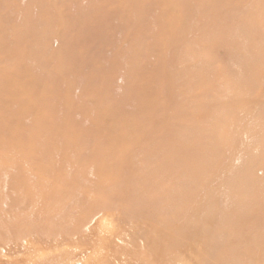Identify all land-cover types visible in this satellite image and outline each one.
Here are the masks:
<instances>
[{"label":"rangeland","instance_id":"obj_1","mask_svg":"<svg viewBox=\"0 0 264 264\" xmlns=\"http://www.w3.org/2000/svg\"><path fill=\"white\" fill-rule=\"evenodd\" d=\"M0 264H264V0H0Z\"/></svg>","mask_w":264,"mask_h":264},{"label":"bare ground","instance_id":"obj_2","mask_svg":"<svg viewBox=\"0 0 264 264\" xmlns=\"http://www.w3.org/2000/svg\"><path fill=\"white\" fill-rule=\"evenodd\" d=\"M244 42V40H243ZM240 45H238L236 48H237V51L239 49ZM240 50V49H239ZM243 50V49H242ZM239 56V54H238ZM243 56V54H242ZM242 56H240L241 58H243ZM246 59V58H245ZM243 61V60H242ZM251 68L250 66H246L243 62L241 63V65L239 64L238 66V69L236 71V73L240 74V75H248L250 74L251 72ZM239 75V76H240ZM258 120H262V118H259ZM257 120V121H258ZM253 156V151L250 150L248 152V157H252ZM239 175L240 173H235L233 175V179L232 177L230 178V181H228V186L226 188V193H227V197L230 198V202H228V210L230 211L231 214L227 213V216L228 217H232L233 220L234 219H238L242 216V214L247 210L249 209L250 207H252L255 203H256V198L254 197V195H249V192H248V187H246L245 189L244 188H241L239 187L238 185H235V179L236 178H239ZM248 186V185H247ZM236 195L238 197V200L236 201H233L231 200V198H233V195ZM186 209V201L183 200V199H178L176 200L169 208L166 209V214L167 216H169V218H176L178 217L179 215H181L183 213V211H185ZM77 214H79L77 212ZM119 216V215H118ZM110 217V215L108 216ZM103 218V217H102ZM105 218V217H104ZM107 220V219H106ZM96 223L98 224V221L95 220ZM100 221V220H99ZM94 222V221H93ZM103 222V221H102ZM96 223H92L94 226H96ZM100 225H101V222H99ZM102 226V225H101ZM106 226V225H105ZM91 228V225L89 226ZM93 227V226H92ZM111 227V226H110ZM109 227V228H110ZM117 228V227H116ZM115 228V229H116ZM89 230V229H88ZM91 231V230H90ZM89 231V232H90ZM95 232V231H94ZM35 236V235H34ZM38 236V235H37ZM63 236V235H62ZM30 238V237H29ZM61 239V238H60ZM77 239V238H76ZM81 239V238H80ZM120 239V238H119ZM123 239V238H122ZM79 241V239H78ZM87 241V240H86ZM101 241V240H100ZM37 242V241H35ZM41 245V244H39ZM45 245V244H44ZM80 245V244H79ZM16 246H14L15 248ZM42 247V246H40ZM18 248V246L16 247ZM8 249V248H7ZM10 250V249H9ZM8 250V251H9ZM24 250V249H23ZM7 251V250H6ZM93 252V251H92ZM114 253V252H113ZM8 254H10L8 252ZM41 254V253H40ZM90 254V253H89ZM115 259V258H114ZM21 261V260H20ZM33 262V261H32ZM184 262V261H183ZM103 263V262H102ZM182 263V262H181Z\"/></svg>","mask_w":264,"mask_h":264}]
</instances>
